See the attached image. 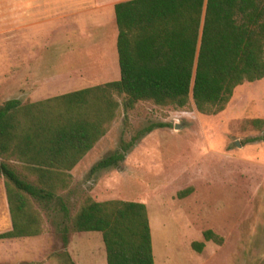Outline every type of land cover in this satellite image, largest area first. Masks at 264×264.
<instances>
[{
    "label": "rangeland",
    "instance_id": "rangeland-1",
    "mask_svg": "<svg viewBox=\"0 0 264 264\" xmlns=\"http://www.w3.org/2000/svg\"><path fill=\"white\" fill-rule=\"evenodd\" d=\"M124 1L129 0H0V105L38 103L118 81L114 7ZM43 11H54V24L39 21ZM51 32L54 54L44 42ZM53 73L62 85L74 79L76 86L63 94L32 85ZM153 124L161 127L136 145L120 170L90 175L121 141ZM262 137L264 79L239 86L219 115L199 113L193 101L185 110L140 102L127 117L121 110L108 134L72 170V184L60 195L72 217L88 198L145 204L155 264H264ZM5 182L0 175V235L12 230ZM37 208L43 234L0 239V264H107L101 233H73L65 250L59 231L63 212L55 205ZM209 230L222 244L205 242ZM195 242L205 243L202 253L193 249Z\"/></svg>",
    "mask_w": 264,
    "mask_h": 264
},
{
    "label": "trees",
    "instance_id": "trees-1",
    "mask_svg": "<svg viewBox=\"0 0 264 264\" xmlns=\"http://www.w3.org/2000/svg\"><path fill=\"white\" fill-rule=\"evenodd\" d=\"M114 12L118 81L38 103L0 105V175L12 218V230L0 239L43 234L37 206L55 205L64 215L59 231L65 250L71 234L98 232L107 264H155L145 204L88 198L72 217L60 192L69 189L72 170L108 134L121 110L127 117L140 102L185 110L193 101L199 113L219 115L239 86L263 80L264 0H129L117 3ZM159 127L153 124L121 141L90 175L120 170L136 145ZM203 237L223 242L211 230ZM192 247L202 253L205 243Z\"/></svg>",
    "mask_w": 264,
    "mask_h": 264
},
{
    "label": "crops",
    "instance_id": "crops-1",
    "mask_svg": "<svg viewBox=\"0 0 264 264\" xmlns=\"http://www.w3.org/2000/svg\"><path fill=\"white\" fill-rule=\"evenodd\" d=\"M45 10H47V9H45ZM48 10H50V9H48ZM43 14H45V16H42L41 20H39V21L44 22V23L54 24V11H43ZM50 14L52 16H48ZM49 35L50 36H46V38L44 39V42L49 41L47 46L51 47V49H52L51 53L54 54V32H51V34H49ZM70 81L72 82L71 84L62 85V82L54 79V73H53L50 76L48 75V77L46 76V79L44 77L41 81L33 82L32 85H36L37 87H40V88L49 87V89H47V90H42V91H44L43 93H45V92L54 93L55 92V93L65 94V93H68L69 91L71 92V90H68V89H72L76 86L73 83V82H75L74 79H70Z\"/></svg>",
    "mask_w": 264,
    "mask_h": 264
},
{
    "label": "water",
    "instance_id": "water-1",
    "mask_svg": "<svg viewBox=\"0 0 264 264\" xmlns=\"http://www.w3.org/2000/svg\"><path fill=\"white\" fill-rule=\"evenodd\" d=\"M176 129H179V125L176 126Z\"/></svg>",
    "mask_w": 264,
    "mask_h": 264
}]
</instances>
